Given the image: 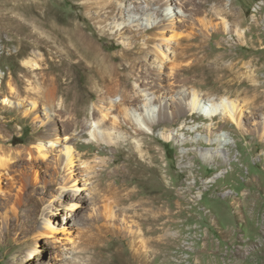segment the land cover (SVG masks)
Wrapping results in <instances>:
<instances>
[{"label":"rangeland","instance_id":"1","mask_svg":"<svg viewBox=\"0 0 264 264\" xmlns=\"http://www.w3.org/2000/svg\"><path fill=\"white\" fill-rule=\"evenodd\" d=\"M4 1L0 264H130L137 249L142 250V264H264V0H188L185 22L171 5L114 0L123 12L103 23L95 18L94 5L107 0ZM168 12L176 18L164 19L168 31L138 50V69L148 70L135 74L150 81L142 88H157L155 73L165 63L160 84L164 94L172 91L165 99L168 105L181 97L178 116L160 117L154 91L152 98L142 94L136 100L144 110L142 133L113 109L102 108L93 117L96 94L85 92L86 76L75 67L72 92L84 101L82 120L87 126H70L61 98L48 115L42 50L31 48L43 46L31 41L33 24L42 25L47 18L58 24L74 22L92 34L103 51L119 53L130 43L144 47L150 35L146 29L162 23ZM124 25L140 36L130 40L132 32L120 30ZM201 30L206 33V53L182 50L178 38ZM19 47H29L25 54L31 53L20 57ZM189 64L190 71L173 82L172 67ZM192 98L208 111L227 103L234 107V117L206 118L198 113V105L192 109ZM101 113L106 115L99 127ZM149 120L154 122L152 130ZM104 136L107 141L100 139ZM153 156L160 167L156 210L163 215L157 246L138 222L151 209L149 199L128 196L149 187L151 181L137 176L141 171L148 174L137 163L147 164ZM46 221L53 231L45 228Z\"/></svg>","mask_w":264,"mask_h":264},{"label":"bare ground","instance_id":"2","mask_svg":"<svg viewBox=\"0 0 264 264\" xmlns=\"http://www.w3.org/2000/svg\"><path fill=\"white\" fill-rule=\"evenodd\" d=\"M147 1V5H149L150 3H164L167 6L171 5L173 6V11H175V13L180 12V17L183 22L187 20V16L189 14H185V11H187V3H189L188 0ZM3 2L5 1L3 0ZM216 2L221 3L222 0H216ZM20 5L22 7V3ZM147 5L145 7H147ZM136 7L140 6L138 5ZM94 9L95 18L98 17L96 19L99 23H103L108 18H116L118 17V14L123 12L122 4H116L114 0H107L105 2L103 1L101 3H96L94 5ZM155 14L160 15V10L156 9ZM166 15L168 17L165 16L160 19V22L162 23H159L158 21L155 24L151 25L148 29H146L147 32H150V35L145 37V40L143 42L144 47H135L136 43H134V45L131 47V43L130 45L128 43L129 46L122 47L119 53L103 51L100 47L97 46L92 37V34L90 35L86 33L78 24L74 22L67 23L66 25L58 24L55 22H51L47 18L42 25L33 24L30 30V36L32 37L31 41L41 43V45L43 46L31 48H39L42 50V53L40 54L42 62V90L43 97L45 99V108L46 110H48V115L50 116V114H52L50 111L54 110L56 106V99L61 98V108L63 107L67 110V113L65 114H68L70 126L76 129H84L87 126L86 121L82 120V114H85V111L81 108V104H83L84 101L82 102L80 96H75L72 92L75 87V77L73 72V68L75 67L80 69L86 76V83L84 84L85 92H91L94 93V95L96 94V102L92 107L93 117L97 115L102 108H104L105 110L113 109V111L116 110L117 115L122 112L123 115H120L123 116V120H127L129 123H131L132 127L136 131L142 133V131H144L145 129L143 128L144 125H142L141 122V120H144V115L142 114L144 113V110L143 107H140L138 105V103L136 104V100L140 98L142 94V98L145 96H147L148 98H152L149 94L154 93V91L157 93L156 99H154V101L156 105L159 106L158 110L160 117H170L171 114L174 117L178 116V113L180 114V111H183L181 97H174L172 99V104L168 105L165 99L170 96V92L172 91H170L169 94H164L165 87L163 84H160V82H162L164 79L163 68L166 66L165 63H162V66L158 69V73H155L157 75L156 80H158L157 84H155L158 86L157 88H153L154 86L151 87V85L142 88V83L150 84V81L141 78V75H139V73L135 74L136 70L137 72L143 73L148 70L147 67H145V71L138 69V67H140V59L137 56L138 50L148 47L149 42L156 39L159 33L164 35V31H168L169 23H164V19L167 18L169 20L171 18H176V16H174V13L169 14L168 12ZM13 16L15 17V15ZM24 21L21 22L20 20L21 24ZM15 25H17V23ZM254 26H257V24H254ZM158 28H160L159 31L157 30ZM122 29L130 30L132 32L129 36V39L132 41H135L140 36L139 31H135L127 25L122 26L120 30ZM120 30L119 32L121 33ZM205 37L206 33L203 30H201V32H191L180 36L177 43L183 46L182 50H184L185 52L189 51L205 54ZM28 48L29 47H19V50L17 51L18 56L22 57L26 56V54L31 53L28 52L25 54V51ZM30 63L34 64L31 61ZM191 68V64L187 66H181L179 68L173 66L171 69L170 78H172L173 82L176 83L179 78L178 76H181L182 73L189 72ZM30 70L31 69L28 67L24 69V72L29 73ZM134 75H136V78H134ZM22 91L27 90L25 88V90ZM116 95L119 96L118 100L114 99V96ZM65 101H67L66 105L64 104ZM33 104V106H35V102H33ZM191 105L192 109L198 105L195 98H192ZM222 106L223 107L221 109H219L218 107H214L211 111H208L205 107L200 105H198L196 108H199V114H203L206 118L209 119H212L218 114L227 115L233 118L234 107L228 105L227 103L222 104ZM105 115L106 113H101V119H97L96 123L99 125V127L103 124L102 119ZM47 118L48 121H52L51 117ZM147 122L150 126L149 129L152 130L154 122L150 120ZM113 128L115 129L116 127L113 126ZM100 139L107 141L106 136L101 137ZM67 160H71L69 156L67 157ZM137 164L148 173L146 175L142 171L138 172L137 176L139 177V179L141 181H147L148 179V181L151 182H149V187L148 185H146L144 188H142V190L138 188L135 190V192L128 196L133 198L135 197L141 200L140 195H142L146 198V201L149 199L148 205L149 207H151V209L143 212L140 216L138 213V222L140 229H143L144 233L150 234L152 236L151 243L154 246H157L159 243V222L163 216L156 210L160 206V185H158L157 182V179H159L160 177L158 157L153 156L147 164H144L140 161H138ZM70 181V183H73L74 180L71 179ZM183 192L186 191H182L181 196H183ZM179 208L182 209L183 206H180ZM167 215L170 216L171 213L169 212L167 213ZM45 228L50 229L49 231L54 230L50 224V221H46ZM141 251V249L132 251L133 257L130 264H142L143 253H141Z\"/></svg>","mask_w":264,"mask_h":264}]
</instances>
